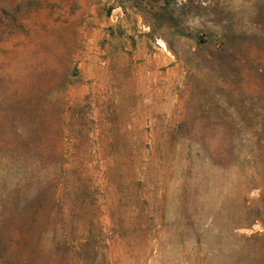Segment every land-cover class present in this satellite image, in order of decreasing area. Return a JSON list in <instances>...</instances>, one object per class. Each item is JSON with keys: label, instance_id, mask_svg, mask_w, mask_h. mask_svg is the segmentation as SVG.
I'll return each instance as SVG.
<instances>
[{"label": "rangeland", "instance_id": "374dc122", "mask_svg": "<svg viewBox=\"0 0 264 264\" xmlns=\"http://www.w3.org/2000/svg\"><path fill=\"white\" fill-rule=\"evenodd\" d=\"M0 264H264V0H0Z\"/></svg>", "mask_w": 264, "mask_h": 264}, {"label": "bare ground", "instance_id": "6f19581e", "mask_svg": "<svg viewBox=\"0 0 264 264\" xmlns=\"http://www.w3.org/2000/svg\"><path fill=\"white\" fill-rule=\"evenodd\" d=\"M164 46V45H163ZM166 46V45H165ZM165 48V47H164ZM166 49V48H165Z\"/></svg>", "mask_w": 264, "mask_h": 264}]
</instances>
